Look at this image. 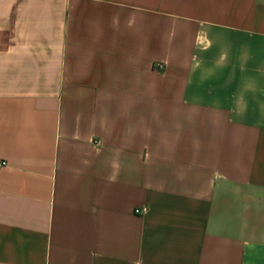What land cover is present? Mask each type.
Segmentation results:
<instances>
[{
  "label": "crops",
  "instance_id": "0c3cea01",
  "mask_svg": "<svg viewBox=\"0 0 264 264\" xmlns=\"http://www.w3.org/2000/svg\"><path fill=\"white\" fill-rule=\"evenodd\" d=\"M1 162L0 264H264V0H0Z\"/></svg>",
  "mask_w": 264,
  "mask_h": 264
},
{
  "label": "built area",
  "instance_id": "2783aa9c",
  "mask_svg": "<svg viewBox=\"0 0 264 264\" xmlns=\"http://www.w3.org/2000/svg\"><path fill=\"white\" fill-rule=\"evenodd\" d=\"M2 166H5V163L1 162L0 163V167H2ZM135 212L139 213L140 211L139 210H135Z\"/></svg>",
  "mask_w": 264,
  "mask_h": 264
}]
</instances>
